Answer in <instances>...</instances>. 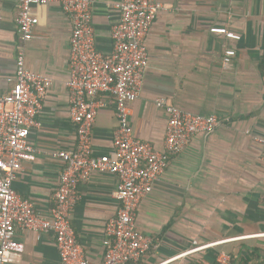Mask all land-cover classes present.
I'll list each match as a JSON object with an SVG mask.
<instances>
[{"label": "crops", "instance_id": "obj_1", "mask_svg": "<svg viewBox=\"0 0 264 264\" xmlns=\"http://www.w3.org/2000/svg\"><path fill=\"white\" fill-rule=\"evenodd\" d=\"M158 14L147 39L149 54L140 98L132 103L130 123L137 139L164 148L166 116L156 100L182 111L228 118L210 134L192 137L145 197L137 229L153 247L132 264H264V161L258 138L264 136V0H157ZM121 0H92L96 48L113 53V27ZM39 25L34 38H20L18 0H0V94L10 92L17 59L53 80L44 100L42 126L31 134L37 160L25 163L14 189L36 211L50 216L59 189L62 162L50 152L76 144L67 82L73 23L60 6L34 7ZM241 35V40L226 33ZM236 56L224 66L226 50ZM92 133L93 155L112 156L117 118L112 98L100 97ZM119 180L95 174L80 184L71 224L90 264H103L106 226L118 212ZM25 253L16 264H62L55 234L37 240L18 231ZM203 247L197 251L194 249ZM224 256L227 258L225 259Z\"/></svg>", "mask_w": 264, "mask_h": 264}, {"label": "built area", "instance_id": "obj_2", "mask_svg": "<svg viewBox=\"0 0 264 264\" xmlns=\"http://www.w3.org/2000/svg\"><path fill=\"white\" fill-rule=\"evenodd\" d=\"M43 4L60 6L73 23L66 85L76 144L73 149L49 154L62 162L64 169L51 214L42 216L30 201L19 196L14 182L25 163L37 160L39 151L31 134L42 126L44 100L53 80L31 72L20 52L14 77L9 78L13 87L8 94H0V264H16L25 253V244L17 239L18 231L31 232L37 240L52 231L62 264H90L71 224V213L79 200L80 184L98 173L119 180L115 194L119 208L106 226L103 264L139 262L150 252L153 241L136 227L138 210L166 171L169 156L181 154L193 136L210 134L229 119L185 112L160 98L156 107L167 120L163 150L135 138L131 105L141 96L149 62L146 39L164 6L157 0H121L120 21L112 30L113 53L106 57L96 48L92 0H18L17 23L23 42L34 38L39 25L34 7ZM226 36L238 41L242 38L232 32ZM235 56L234 49L226 50L224 66L231 65ZM103 95L112 98L117 118L112 156L93 155L92 133ZM258 141L264 161V136Z\"/></svg>", "mask_w": 264, "mask_h": 264}]
</instances>
